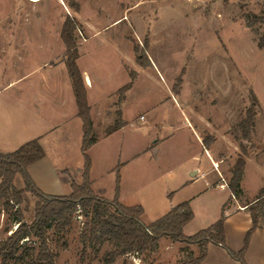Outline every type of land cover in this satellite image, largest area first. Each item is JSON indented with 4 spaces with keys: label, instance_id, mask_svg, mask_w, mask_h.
<instances>
[{
    "label": "rangeland",
    "instance_id": "rangeland-1",
    "mask_svg": "<svg viewBox=\"0 0 264 264\" xmlns=\"http://www.w3.org/2000/svg\"><path fill=\"white\" fill-rule=\"evenodd\" d=\"M77 1L79 11L69 6V0H0V88L15 80L1 96L16 98L18 90L24 88L19 96L31 99V88L38 93L40 87L43 110L50 117L48 89L54 68H37L46 61L66 59L60 32L67 15H74L85 25L74 30V37L88 39L78 64L94 78L91 102L102 110L111 91L130 84L125 96L119 97L129 123L98 138L88 151L95 186L102 189L103 196L109 198L115 192V165L168 132L167 121L176 127L174 137L137 156L127 170L134 184L127 186L124 202L160 201L165 176L176 173L175 167L196 165L192 156L201 151L199 134L216 160L214 165L204 160V168L213 171L211 174L216 173L213 166L221 170L222 182L229 183L239 156L246 159L242 192L250 203V213L255 206L263 224L264 202L256 203V199L264 187V48L258 45L264 35V0ZM116 18L121 19L112 23ZM124 51L131 57L136 52L137 61L123 62ZM124 64L136 73L129 74ZM64 67L62 64L54 72L59 79L64 78ZM160 102L161 107L147 111ZM189 112L193 124L186 117ZM141 114L146 119L140 118ZM242 146L247 150L245 155ZM68 152L66 159L73 164L83 161L76 144ZM155 182L159 184L154 186ZM14 183L18 188L25 185L19 174ZM28 195L30 208L25 216L31 222L36 198ZM144 219L151 220V214ZM84 220L82 213L76 214L63 234L50 229L57 264H181L200 252L198 245L163 237L159 248L146 254L119 256L110 263L106 252L112 246L106 244L97 257L89 249L82 259ZM16 227L12 210L3 209L0 250ZM24 240V245L31 243ZM11 264L26 263L12 260Z\"/></svg>",
    "mask_w": 264,
    "mask_h": 264
},
{
    "label": "crops",
    "instance_id": "crops-1",
    "mask_svg": "<svg viewBox=\"0 0 264 264\" xmlns=\"http://www.w3.org/2000/svg\"><path fill=\"white\" fill-rule=\"evenodd\" d=\"M120 19L121 18H116L112 23ZM79 21L82 28H85L84 23L80 19ZM75 40L77 43L76 62L82 73V80L87 90V102L91 124L89 149H91L98 138L111 135L117 128L124 127L129 123L125 116L126 107L119 102V97L121 100V97L125 96L124 92L129 89L130 84H125L123 88L111 91L107 98L108 103L106 107L102 110L100 107L98 108L96 102L92 103L90 100V89L94 86V78L87 68H82L78 64L80 51H84L85 48L83 46L88 42V39L75 38ZM122 54L123 62H129L130 59L137 61L136 52L133 57H131L129 51H124ZM146 59L148 58L146 57ZM62 64L65 65L64 68H66V73H64L63 79H59L54 72H58ZM148 64L152 65L151 62H148ZM48 66L54 68V71L50 72V88L48 89L51 94L50 117H48L43 110L44 104L40 97V92L42 90L40 87L37 88L38 93H36V88H31L33 90L31 99H21L19 96L23 94L24 88L18 90V97L16 98L11 99L8 95L1 96L2 92L7 90L15 80L9 82L7 85L3 86V88H0V150L4 152L14 151L29 140L38 138L46 152V156L40 161L28 166V172L36 185L44 192L56 195H68L72 192L73 180L78 183L83 181L84 156L81 163L77 161L73 164L69 159H66V156L69 157V147L76 144V147L82 151L84 137L83 121L78 114L76 93L70 71L66 65V59L62 61H46L37 69L42 70L43 68L46 70ZM124 66L129 74L136 73L131 70L130 65L127 66L124 64ZM61 70L63 73V69ZM44 76L47 77L46 75ZM31 89H29V92ZM161 102L148 107L147 111L149 113L155 111L158 107L163 105ZM186 115L188 120L192 122L190 119V112L186 113ZM140 118L146 119V115L141 114ZM165 124L166 128H168V132H165L162 136H158V138H154L139 153L134 152L131 156L124 159L122 162L119 161L115 165L116 167L119 163L121 164L120 201L125 205H142L144 207L142 220L146 224L162 217L168 213L172 207L182 202L189 201L194 212V217L184 226V232L194 231L192 234L215 223L224 212L226 243L234 251L241 250L245 246V239L248 231L253 227L252 215L248 209L250 203L243 195V192L238 196H232L228 184L221 186L223 183L221 181V174H223L221 170L213 166L217 174H211L213 171L204 168V160H210L213 165L216 164V160L211 149L203 144L199 134L198 138L201 151L192 156L196 165L188 166L186 169H184L183 166L181 169L175 167L176 173L165 176V184L162 190L163 198L160 201L145 199L140 200L136 204H127L124 202L127 186H133L132 184H134V180H129L127 170L132 166L137 156L149 150L158 149L162 143L174 137V130L176 127H173L171 122L166 121ZM171 170L172 169L169 171L171 172ZM208 175H211V178L208 177ZM91 180L94 191L98 195L103 196L102 189H98L95 186L93 168L91 171ZM200 181L203 182L200 183ZM242 181L243 178L240 186L243 191ZM156 183L157 182H155L154 186L159 184ZM193 187L194 189H192ZM114 196L115 192L113 196L108 199H112ZM148 212L151 214V220L146 221L144 218ZM245 259L248 264H264V223H259L258 227L252 233L245 252ZM202 264L240 263L220 244L210 243L208 245L207 256Z\"/></svg>",
    "mask_w": 264,
    "mask_h": 264
},
{
    "label": "trees",
    "instance_id": "trees-1",
    "mask_svg": "<svg viewBox=\"0 0 264 264\" xmlns=\"http://www.w3.org/2000/svg\"><path fill=\"white\" fill-rule=\"evenodd\" d=\"M69 6L75 11L80 9L77 0H69ZM251 23H253L252 20ZM79 25L80 21L76 16L67 15L62 25L61 38L66 47V65L70 71L76 93L78 114L83 121V181L78 183L73 180L72 192L68 195L49 194L41 190L28 172V166L46 156L38 138L29 140L14 151L0 150V212L3 209L12 210V215L17 221V227L7 237L5 246L0 250V264H11L12 260H15L16 263L26 264H57L56 253L50 245L49 231L53 228L56 234L65 233L72 225L73 217L81 213L85 216L80 232L83 244L82 259L86 257L89 249L97 257L102 248L106 244H110L112 250L107 251L106 255L108 262L111 263L119 256L140 255L157 250L160 240L163 237H170L174 241L198 245L200 248L199 255L189 256L181 264H202L207 256L210 243L220 244L240 264H248L245 252L252 233L259 225L255 206L250 208L253 227L247 233L245 246L239 251H234L226 243L224 212L209 227L192 235L184 233V226L194 217L189 201L172 207L168 213L149 224L144 223L142 220L144 207L142 205H125L119 199L120 163L115 167L114 198H105L94 191L90 176L92 159L88 153L91 124L87 90L76 62L77 43L73 35ZM258 45L260 48H264V35L261 36ZM241 150L245 155L246 148L242 146ZM245 165L246 159L241 155L231 170L232 176L228 188L232 196H238L242 192L240 186ZM18 174L24 180L23 188H18L14 183ZM28 194L36 198L34 218L31 222H28L25 216V212L30 208ZM260 201L264 202V187L260 189L256 203ZM23 203L24 207H21ZM24 239L31 243L24 245L22 243L25 241Z\"/></svg>",
    "mask_w": 264,
    "mask_h": 264
},
{
    "label": "built area",
    "instance_id": "built-area-1",
    "mask_svg": "<svg viewBox=\"0 0 264 264\" xmlns=\"http://www.w3.org/2000/svg\"><path fill=\"white\" fill-rule=\"evenodd\" d=\"M223 180L225 181V179L223 178ZM227 185V183H225V182H223L222 184H221V186H224V185Z\"/></svg>",
    "mask_w": 264,
    "mask_h": 264
}]
</instances>
